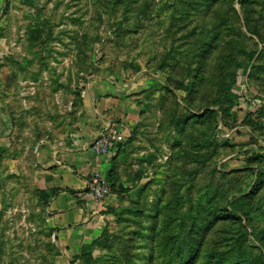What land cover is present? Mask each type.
<instances>
[{
	"label": "rangeland",
	"instance_id": "obj_1",
	"mask_svg": "<svg viewBox=\"0 0 264 264\" xmlns=\"http://www.w3.org/2000/svg\"><path fill=\"white\" fill-rule=\"evenodd\" d=\"M97 78L127 92L107 123V243L89 264H182L180 238L198 241L183 264H264V0H6L0 264H55L57 187L37 156L71 146Z\"/></svg>",
	"mask_w": 264,
	"mask_h": 264
},
{
	"label": "crops",
	"instance_id": "obj_2",
	"mask_svg": "<svg viewBox=\"0 0 264 264\" xmlns=\"http://www.w3.org/2000/svg\"><path fill=\"white\" fill-rule=\"evenodd\" d=\"M125 92L108 78L91 80L82 94V116L71 146L57 141L38 153V163L49 168L46 171L52 174L53 185L59 189L46 205L57 245L55 264H79L76 257L81 246L98 237L111 217L109 212L101 213L110 203L108 196L96 202L87 190L93 172L104 175L109 171V154H94L88 143L116 114L118 103L126 98Z\"/></svg>",
	"mask_w": 264,
	"mask_h": 264
},
{
	"label": "trees",
	"instance_id": "obj_3",
	"mask_svg": "<svg viewBox=\"0 0 264 264\" xmlns=\"http://www.w3.org/2000/svg\"><path fill=\"white\" fill-rule=\"evenodd\" d=\"M230 86L227 85L225 86V90H224V97L223 99H221V101L219 102V111L223 112V113H230L231 107H232V100L233 98H235V96L233 95V93L229 90ZM111 176H113V171H107L106 173V181L109 182L111 179ZM59 189L57 188L50 196V198L58 191ZM49 198V199H50ZM48 199V200H49ZM48 200H46V205ZM233 214V210L232 209H228L226 212V215H231ZM106 240L105 238L102 236V234H100L98 237L94 238L91 242L84 244L81 246L80 251L77 255V259L78 260H83L82 264H89L92 261V251L94 250L95 247H103L106 244ZM197 245H198V241L194 240V241H189L187 243H185L183 241V238H180V240L177 242L176 246H178L177 249L179 248H184V256L180 258V262L183 264L184 262H186V260H190L191 261V257L194 255V253L197 251ZM182 246V247H181ZM248 254V252L246 251L245 254H243V256H246ZM226 259V257H224L223 259L219 258L218 261L212 263V264H252L247 258L246 259H241L240 257L237 258V260H233L230 261L228 259ZM189 261V262H190Z\"/></svg>",
	"mask_w": 264,
	"mask_h": 264
},
{
	"label": "built area",
	"instance_id": "obj_4",
	"mask_svg": "<svg viewBox=\"0 0 264 264\" xmlns=\"http://www.w3.org/2000/svg\"><path fill=\"white\" fill-rule=\"evenodd\" d=\"M114 139V132L107 125L89 141L88 147L96 155H107L110 153L111 143ZM87 190L96 202H101L110 194V187L104 175L97 171L90 175Z\"/></svg>",
	"mask_w": 264,
	"mask_h": 264
},
{
	"label": "water",
	"instance_id": "obj_5",
	"mask_svg": "<svg viewBox=\"0 0 264 264\" xmlns=\"http://www.w3.org/2000/svg\"><path fill=\"white\" fill-rule=\"evenodd\" d=\"M5 4H6V0H3V5L1 7L0 14L3 13V11L5 9ZM0 134H1V132H0Z\"/></svg>",
	"mask_w": 264,
	"mask_h": 264
}]
</instances>
